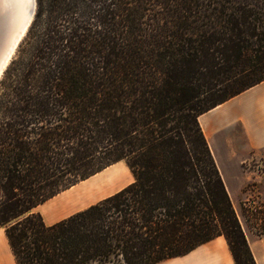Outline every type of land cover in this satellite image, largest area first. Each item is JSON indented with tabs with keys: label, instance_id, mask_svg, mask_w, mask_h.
I'll return each instance as SVG.
<instances>
[{
	"label": "trees",
	"instance_id": "1",
	"mask_svg": "<svg viewBox=\"0 0 264 264\" xmlns=\"http://www.w3.org/2000/svg\"><path fill=\"white\" fill-rule=\"evenodd\" d=\"M37 2L0 81L17 263L156 264L223 235L257 264L200 116L264 81V0ZM120 161L127 186L51 225L35 211Z\"/></svg>",
	"mask_w": 264,
	"mask_h": 264
},
{
	"label": "crops",
	"instance_id": "2",
	"mask_svg": "<svg viewBox=\"0 0 264 264\" xmlns=\"http://www.w3.org/2000/svg\"><path fill=\"white\" fill-rule=\"evenodd\" d=\"M200 122L216 161L212 141L217 134L227 132L230 153L235 158L240 157L239 163L242 166L254 153L264 150V81L202 114ZM241 185L238 184L236 196L241 191ZM227 188L238 212L234 194L228 185ZM65 191L36 207L35 211L42 214L47 224L61 221L91 205L78 203ZM242 224L257 264H264V234L252 235L246 230L243 222ZM0 264H18L5 226H0ZM156 264H236V262L227 239L221 235L198 245L188 253L164 259Z\"/></svg>",
	"mask_w": 264,
	"mask_h": 264
},
{
	"label": "rangeland",
	"instance_id": "3",
	"mask_svg": "<svg viewBox=\"0 0 264 264\" xmlns=\"http://www.w3.org/2000/svg\"><path fill=\"white\" fill-rule=\"evenodd\" d=\"M228 137L229 134L227 132L217 134L212 141L214 151L221 173L227 185L230 187L232 194H234L233 196L240 218L246 230L250 234L255 235L260 227L257 223L262 222L261 218L264 213V150H259L254 153L241 166L239 163L240 157L235 158L230 153ZM125 164H127L125 161H120L101 171L97 177L98 180L101 179L104 181L106 179L123 176V181L114 183L108 192L88 203H84V205L95 203L106 195L115 193L121 187H125L133 182L135 179L134 174L133 172H129ZM239 183L243 186H240L241 191L236 196L235 193L238 190Z\"/></svg>",
	"mask_w": 264,
	"mask_h": 264
},
{
	"label": "water",
	"instance_id": "4",
	"mask_svg": "<svg viewBox=\"0 0 264 264\" xmlns=\"http://www.w3.org/2000/svg\"><path fill=\"white\" fill-rule=\"evenodd\" d=\"M37 0H0V81L37 13Z\"/></svg>",
	"mask_w": 264,
	"mask_h": 264
},
{
	"label": "bare ground",
	"instance_id": "5",
	"mask_svg": "<svg viewBox=\"0 0 264 264\" xmlns=\"http://www.w3.org/2000/svg\"><path fill=\"white\" fill-rule=\"evenodd\" d=\"M125 166L129 170V172H132L127 164H125ZM100 173L101 172L97 173L96 175L84 181H81L77 185L65 191V193H67V195H69L70 198L77 201L78 203L84 204L108 192L110 187H112L114 183L117 182L119 183L123 181L122 180L123 176H119L118 178L114 177L113 179H106L104 181H102L101 179L98 180L97 177L100 175Z\"/></svg>",
	"mask_w": 264,
	"mask_h": 264
}]
</instances>
